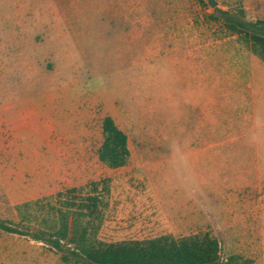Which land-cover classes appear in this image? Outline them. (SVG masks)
<instances>
[{"label": "rangeland", "instance_id": "374dc122", "mask_svg": "<svg viewBox=\"0 0 264 264\" xmlns=\"http://www.w3.org/2000/svg\"><path fill=\"white\" fill-rule=\"evenodd\" d=\"M251 1L259 10L245 11V21L264 20V0ZM215 2L212 8L209 0H0V105L16 100L19 108L23 99L66 88L58 109L78 96L94 106L79 124L66 111L54 120L46 116V105L35 121L21 108L16 123L0 118V220L22 230L17 205L47 198L55 206L58 192L86 186L88 193L92 182H104L100 241L209 234L219 241L222 260L239 255L264 264V63L246 59V84L255 83L245 92L246 108L255 110L256 123L241 136L244 148L196 159L185 153L175 124L189 104V91L179 87L190 83L189 70L159 46L181 32L199 39L235 35L251 51L211 19L221 11L238 16L242 0ZM198 77V83L230 82L221 69ZM100 91L128 137L130 158L117 169L93 154L67 153L101 145L109 110L87 97ZM232 93L215 90L212 104L230 108ZM73 131L81 137L70 138ZM83 158L84 169L66 170ZM64 252L0 230V264H67Z\"/></svg>", "mask_w": 264, "mask_h": 264}, {"label": "trees", "instance_id": "16d2710c", "mask_svg": "<svg viewBox=\"0 0 264 264\" xmlns=\"http://www.w3.org/2000/svg\"><path fill=\"white\" fill-rule=\"evenodd\" d=\"M211 19L222 21L264 62V20L245 21L243 9L238 16L221 11ZM102 134L100 162L110 169L125 166L130 158L128 137L112 117H104ZM88 187V193H83L88 189L86 186L58 192L55 206L47 198L17 205L15 210L23 229L0 220V230L30 237L63 252L66 246L61 260L67 264H254L239 255L222 260L220 243L209 234L102 242L98 232L106 207L103 194L108 186L104 182H92Z\"/></svg>", "mask_w": 264, "mask_h": 264}, {"label": "crops", "instance_id": "0c3cea01", "mask_svg": "<svg viewBox=\"0 0 264 264\" xmlns=\"http://www.w3.org/2000/svg\"><path fill=\"white\" fill-rule=\"evenodd\" d=\"M242 2L244 3L245 11L254 10V13H256L259 10L258 6L252 3L251 0H242ZM160 43L159 46L163 53L171 52L174 57L179 59L180 66L189 70L190 83L179 85L180 90L189 91V104L187 108L184 106L181 109L178 118L175 120L176 129L180 134L179 138H184L186 141L185 153L196 159L197 156L227 154L229 152L239 153L244 148V144L239 143L241 136L245 135V130L249 124L254 125L256 123L255 117L252 114L255 110L252 109L249 113L247 112L245 92L251 89L250 87L253 84L255 85V83L246 84V70L250 68L246 63V59L251 58L254 62L257 56L248 51L237 40V36L235 35L222 39H208L207 37L199 39L197 35L180 32L163 38ZM171 43L173 47L168 50ZM256 61H258L257 63H264L259 58ZM203 68H206V70ZM216 69L228 71L229 84L198 83L200 73L209 72L210 75H213ZM215 90H229L233 92L232 95L228 94L233 99L230 108L212 104L213 94L211 93ZM198 92H205V94L201 95L199 99ZM65 94L66 88L54 89L49 93L43 94L37 100H33L32 98L29 100L23 99L25 102L21 100L20 105L24 103V106H20L19 108L25 110V112L27 111L32 121H35L37 115H39L38 108L40 105H46L45 114L48 117H52L53 120L54 117L58 118L60 114L66 111L69 115L75 116L71 119L73 121L72 124L76 122L79 124L85 121V118L91 114L90 109L94 106L88 105L87 107L84 104L87 99L86 96H78V98L71 101V105L58 109L57 102L62 97H65ZM87 97L91 98L90 102L92 104L101 101L108 108L109 111L103 116L102 121L106 116L113 117L115 106L109 102L106 94H102L100 91V93ZM179 101L182 103V98ZM11 102H13V105ZM11 102L5 101L0 105V118H3L7 123L13 124L17 122L22 110L16 107V100ZM80 134L73 131V134L70 133L69 137L80 138ZM99 148L100 146L95 152H91L92 149L86 147L84 144L82 147L68 150L67 153L69 155H77V157L93 154L94 159L100 161L98 158ZM85 166L86 163L83 158L82 162L75 161L68 163L66 170L84 169Z\"/></svg>", "mask_w": 264, "mask_h": 264}, {"label": "water", "instance_id": "95a60500", "mask_svg": "<svg viewBox=\"0 0 264 264\" xmlns=\"http://www.w3.org/2000/svg\"><path fill=\"white\" fill-rule=\"evenodd\" d=\"M209 5L214 8L216 6L215 0H209Z\"/></svg>", "mask_w": 264, "mask_h": 264}]
</instances>
